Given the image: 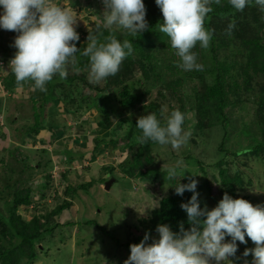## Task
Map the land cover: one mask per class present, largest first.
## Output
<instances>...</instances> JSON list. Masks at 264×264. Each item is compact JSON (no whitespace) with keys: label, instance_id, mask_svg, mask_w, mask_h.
Here are the masks:
<instances>
[{"label":"rangeland","instance_id":"1","mask_svg":"<svg viewBox=\"0 0 264 264\" xmlns=\"http://www.w3.org/2000/svg\"><path fill=\"white\" fill-rule=\"evenodd\" d=\"M56 2L65 6L67 3L69 7H72V4H74L73 8L79 6L80 10L77 12L79 18L88 17V26L91 25V21L93 20L91 14H95L96 9L104 8L103 4L98 3V0H56ZM87 4H90L92 8H87ZM91 10H93V13ZM156 12L161 11L158 8ZM2 13L3 9L0 8V14ZM230 18L243 30L242 34L237 31L236 36L238 37L236 39L238 41L234 43V50L238 49L241 45L244 47L243 43H241L243 35L252 37V34H255V31L253 33L255 29H260L256 31V34L264 37V27L259 28L262 22H264V9L255 5L254 2L240 12L232 8L226 14L213 17L209 15L206 18V22H208L210 30H213L214 36H223L228 29V25L231 23ZM79 31L77 30V32ZM16 35L15 32L0 28V45L11 44L13 46ZM160 36L167 35L162 33ZM199 50V45L193 49L197 55H199ZM223 54L221 53V55ZM163 57L168 58L164 55ZM197 62L200 63L198 60ZM1 63L3 64L0 66V69H2L0 70V77L10 67L8 57L3 53H0ZM134 70V77L139 78V70ZM165 73L168 72L165 71ZM213 78V72L196 74V76L188 75L182 78L180 96L192 99L188 104H184V112L178 109L179 104H176L175 99L169 100L168 103L166 101L162 103L157 98V88L151 92L150 99L155 100L159 105L161 119L167 120L172 111L178 109L185 115L183 129L191 132L188 142L178 150H174L171 145L162 146L154 144L150 147L149 153L154 165L162 172V182L159 186V192L162 196L167 193L168 188L174 180L166 178L167 170L169 167H177V171L180 173L177 177H182L187 183L189 176H195L193 179L198 181L196 191L199 193V197L204 200L207 207L211 209L212 202L208 199L203 172L207 173L214 187V194L219 195V192L224 188L220 182L221 171L223 175L230 178V185L233 186L235 194H237L236 199H244L253 206H264V147L256 152H246L238 156L230 154L237 149L256 145L257 142L264 138V124H262L264 122V110H259V100L263 98L261 76L258 72L249 70L248 74L245 75V82H249L248 85L250 87L247 88L243 82H240L243 88L240 87L238 91H231L229 94L225 110H229L230 120L234 122V125L229 129L230 138L223 149L220 148L222 135L220 124L215 123L212 127L199 130L196 126V114L192 108L194 104L193 97L191 96L192 89L197 90L209 85L213 81ZM167 79L169 80V77ZM192 83L197 84L195 85L196 87L189 88ZM0 89V122L1 117L3 119L7 115L5 108H9L7 110L8 114L13 112L18 115L19 112L21 113L18 116L17 122L13 123L12 127L9 126L10 129H17L19 127L26 130L23 127L28 125L26 120L31 116V101L29 100L28 103L15 101L12 104V97H16L14 96L15 94L13 95L12 93L10 97H7V90L2 84ZM29 89L32 90L31 87ZM3 92L6 94V98L3 96ZM107 93L105 92L100 95L102 96L101 101L96 96L88 94L87 96L92 99L91 108L90 110L82 111L78 116L73 113V106L69 109L72 114H67L52 105L46 110L48 116H51L52 120L50 121H52L54 126H59L58 129L62 130L64 125H66V129L64 127L65 133L70 136L75 134L77 145H80L81 141L87 142V136L90 137L88 142L94 146L96 140L102 139L103 142L96 144L98 148H94L96 153L97 151L106 153L102 157V162H92L91 165L87 164L85 166L84 162H82L84 159L81 153L82 148L67 156L64 163L58 157L52 158L55 154L49 155L47 152L46 154L30 157L31 165L36 162L41 163L42 169L39 168V170L33 171L35 167L32 166V169H27L26 171L22 168L23 164L21 162L19 164L21 167L18 166L19 172L17 174H9L5 179L7 185L1 189L5 195L13 192L19 180H23L26 176L30 177L34 174L35 176L40 173L44 174L42 186L46 188L48 186L46 178L53 168H57L55 171L62 178L64 177L63 174L66 176L67 168L71 165L72 160L79 161L78 166L74 168V175L71 173L67 174L70 177L69 181L71 184L77 187L76 195L69 197L72 205L56 217L47 219L41 217L42 219H38L36 229L41 230L46 223L52 226L53 229L49 234L47 233L34 243L35 261L32 260L29 264L33 261L34 264H124V261L130 255V247L124 248L122 246L120 249L119 244H138L144 238L143 232L148 227V223L146 222L151 215V210L157 206L159 197L150 184L141 182L136 178H127L121 175L118 163L137 148V144L134 143L130 146L129 151L121 149L125 143L129 144V142H133L138 138L135 132L137 127L134 121L144 115L153 114V112L152 109L148 110L145 108H135L130 110V112L119 110L116 104L111 101L112 95ZM59 95L65 96L64 91H59ZM20 100H22V96H20ZM32 102L34 103L35 101L32 100ZM170 107H172L171 110ZM35 113L39 120V110L36 109ZM87 117L89 121L84 120ZM69 118L72 120H68ZM99 120L106 121L104 127L97 124ZM5 122L7 123L6 118ZM26 131L28 132V129ZM111 139L114 140L113 143ZM22 155L26 159L27 155ZM93 157V155L89 156L90 159H93ZM56 161H60V163H56ZM177 161H183V163L177 166ZM31 165L28 166L31 167ZM49 167L50 170L48 171ZM22 170H25L27 173L24 171L21 174ZM111 178H113V181L109 184V188L107 190L103 187L101 188L100 185L103 184L104 186ZM84 179H90L91 185L86 186L84 184L80 188L79 183H82ZM30 182L35 183V178ZM23 183L22 185H24ZM33 215L35 214H32L31 211L29 214H25L24 211L22 221L28 222ZM0 228H3L1 221ZM149 237L150 239L147 243H151L153 239H158L156 230L149 233ZM101 242L103 243L101 244ZM225 242L227 241L225 240ZM2 243L4 242L0 241V246H2ZM237 245L239 244L237 243ZM39 246L40 248L42 247L41 250ZM242 247L251 248L249 243L241 245L239 250L243 251V253L246 248L243 249ZM24 253H26V250H24ZM236 257L240 259L238 264L252 263L248 262L243 254ZM10 258L9 264H25L24 261H26V257L23 255L18 257L17 263L15 261L16 255H11ZM229 259L233 263L235 262L234 258Z\"/></svg>","mask_w":264,"mask_h":264},{"label":"clouds","instance_id":"2","mask_svg":"<svg viewBox=\"0 0 264 264\" xmlns=\"http://www.w3.org/2000/svg\"><path fill=\"white\" fill-rule=\"evenodd\" d=\"M253 2L264 9V0H228L237 12ZM98 3L103 4L104 8L99 10H104L102 23L109 34L101 40L95 32L89 31L82 52L89 59L90 82L97 84L115 76L122 62L133 52V44L127 39L121 42L115 32L122 30L137 36L148 29L143 0H98ZM155 4L163 18L159 31L169 37L171 49L179 58L176 66L183 71L203 70L193 49L197 45L201 49L209 48L213 30L206 29L205 21L213 11L212 5H221V0H155ZM0 8L3 9L0 28L18 34L13 44L16 52L11 60L8 59L10 67L0 77V86L2 84L5 88L3 80L9 76V69L14 75L17 86L6 88L7 97L12 93L14 95L15 89L23 87L28 81L33 82L32 87H28L46 92V85L54 76L65 79L68 65L75 66L77 63L76 54L80 49L76 47V42L82 35L75 30L80 19L73 7L58 4L56 0H0ZM234 27V23L228 25L229 35ZM74 70L79 71V68L74 67ZM3 96L6 98L4 92ZM66 112L72 114L69 110ZM73 113L81 114L76 109ZM184 120L185 115L178 109L172 111L164 126L155 114L144 115L136 122V127L142 133L138 140L141 144L151 141L162 146L171 145L178 150L191 136V132L182 127ZM182 163L177 161V166ZM178 175L177 167H169L166 178L172 180ZM48 176V186L42 192H36L39 194L37 199L29 195L38 210L31 211L32 214H44L41 208L58 205L63 199L72 203L69 199L72 195L64 192L66 183L63 178L56 171H50ZM193 177L187 178V184L178 183L175 187L177 195L182 196L185 191L192 193L188 202L180 205L186 213L188 229L185 230L183 222L178 232L172 231L168 225H158V239L147 243L150 237L145 233L140 243L129 246L130 255L124 264H232L229 258H235L238 250L236 242L246 244V237L254 247L246 248L243 256L251 255L252 264H264V206H253L244 199H233L225 193L218 204L209 210L207 205L201 206L196 191L198 181ZM50 187H53V197L47 202L44 195ZM226 237H230V242H225Z\"/></svg>","mask_w":264,"mask_h":264},{"label":"trees","instance_id":"3","mask_svg":"<svg viewBox=\"0 0 264 264\" xmlns=\"http://www.w3.org/2000/svg\"><path fill=\"white\" fill-rule=\"evenodd\" d=\"M143 3L146 8L145 19L148 24V29L137 36H131L126 31L122 30L115 32L118 40L123 42V40L127 39L133 44V52L130 56L125 58L120 66L119 72L115 76L109 77L98 84L90 82L89 59L83 56L82 52L86 47L89 31L95 32L100 36L101 40L109 33L108 30L103 27L102 23L104 10L100 11L96 9L95 14L93 10H91L93 13L91 17L95 16L96 19L92 20L93 22L91 21L90 26L85 24L87 27L81 31L82 35L79 36V41L76 42V47L80 49V52L76 54L77 63L75 66L72 64L68 65L67 77L65 79H60L58 75L54 76L53 80L46 85V92H40L32 88L29 100L32 103L33 120L31 118L28 125L23 127L28 129V132L26 131L25 134L34 136L41 128L46 126L50 128L56 127L52 124V121H50L52 120L51 116H48L46 112L50 105L61 107L63 112L64 110L68 111L70 107L73 106L74 109L77 110V113H81L91 108L92 99L87 96L88 94L96 96L97 99L101 101L102 96L100 95L105 92L112 95L111 101L116 104L119 110L130 112V110L135 108L152 109L153 114L156 115L161 125L164 126L167 120L161 119L159 105L155 100L150 99L152 90L157 88V98L162 103H165V101L168 103L169 100L175 99L176 104H179L178 109L184 112V104H188L192 99L190 97L187 99V97L180 96L182 78L188 75L196 76V74L201 73L213 72L214 78L209 85L203 86L197 90L192 89L191 96L194 102L192 108L196 114V126L199 130H203L212 127L215 123H219L222 129L221 149H223L228 142L230 138L229 129L234 125V122L230 120L229 110H225V106L228 104L229 94L231 91H238V89L242 87L240 82H243L247 88L250 87V85H248L249 82H245V75L248 74L249 70H254V72H258L261 76V92L263 98L259 100V110H264V37L256 34V31L260 29L253 30V33L255 31L256 35L252 34V37L243 35L241 43H243L244 47L241 45L238 49L234 50V43L238 41L236 39L238 37L236 36L237 31L242 34L243 30L230 18L231 23L235 24L231 34L229 35L226 31L223 36L213 35L209 48H200L197 60L203 65V70L183 71L176 66L179 62V58H176L174 51L171 49L169 37L160 36L162 33L159 31V27L162 24L163 18L161 12H156L158 7H156L155 0H143ZM86 7L90 8L91 5L87 4ZM212 7L213 11L209 13L212 17L226 14L228 11L230 12L232 10L228 1L224 0H221V5L218 6L213 4ZM205 27L206 29H210L206 21ZM263 27L264 22H262L259 28ZM16 34L17 33H15V35ZM15 52L16 49L11 44L0 45V53L6 55L9 60L13 58ZM221 53L224 54L221 55ZM163 55L168 58L163 57ZM74 67L79 68V71H75ZM134 69L139 70V78L134 77ZM165 71L168 73H165ZM168 77L169 80L167 79ZM3 82L7 89H12L14 86H17L11 69H9V76L7 79H4ZM32 83V81H28L25 82L23 86L26 88L28 87L27 85L32 87ZM195 85L197 84L192 83L189 88L196 87ZM59 91H64L65 96L59 95ZM32 100L35 102L33 103ZM36 109L39 110L40 121L36 116ZM171 109L172 107H170V110ZM137 120L134 122L136 123ZM97 124L104 127L106 121L99 120ZM262 124H264V122ZM135 130L136 135L139 137L142 134L141 130L138 128ZM111 141L112 143L114 142L112 139ZM101 142H103L102 139L96 140V144H100ZM134 143L137 144L135 151L130 152L127 157L123 158L118 163L120 173L127 178H136L141 182L150 184L159 197L157 206L151 210V215L146 222L148 223V227L144 230L143 234L145 235V233L149 234L155 231L158 225H168L172 231L178 232L181 222H183L185 230H187L189 227L187 224V216L180 205L182 203H187L192 193L185 191L182 196L175 193V187L178 183L187 184V182L182 177H176L168 188L167 193L162 196L159 192V186L162 182V172L155 167L149 153L150 147L156 143L149 141L141 144L138 138H136L135 141L129 142V144L125 143L121 149L129 151L130 146ZM262 147H264V138L257 142L256 145L237 149L230 154L238 156L246 152H256L262 149ZM23 160V158H20L13 163H23ZM22 166L23 168H28L27 164H23ZM4 168H8V166L4 164ZM203 175L205 177L208 199L212 202V208L218 204L225 193L233 199H236L237 194H235L233 186L230 185V178L228 176L223 175L220 171V182L224 188L219 192V195H215L214 187L207 173L203 172ZM84 184L80 186H84ZM32 186L33 185H30V190L29 187L22 188L17 191L14 190L11 194L6 195L0 188V221L3 225V228H0V241L4 242L2 246H0V264H9L11 255H16L15 261L19 256H25V264H29L34 260V243L47 233L49 234L53 229L48 223H46L41 230L36 229L38 219L53 218L71 205L70 201L63 199L58 205H53L49 208H41L44 214L33 215L28 222H24L22 221L24 211L21 208H30V211L37 210L34 207L35 203H32L29 198ZM70 193V188H66L65 194L70 195ZM198 199L202 207L206 205L201 197H198ZM30 225L32 226L30 227ZM225 240L229 242V237H226ZM246 240L250 247L253 248L254 244L248 240L247 237ZM102 243L103 242H101V244ZM236 243L239 245H237L238 250L234 258L235 262H232V264H238L240 259L236 256L243 254V251L241 252L239 248L244 244H240L238 241ZM119 245L120 249L122 246L127 248L130 246V243ZM242 248L245 249L246 247ZM24 250H26V253H24ZM244 258L247 259L248 262L252 261L251 255Z\"/></svg>","mask_w":264,"mask_h":264},{"label":"crops","instance_id":"4","mask_svg":"<svg viewBox=\"0 0 264 264\" xmlns=\"http://www.w3.org/2000/svg\"><path fill=\"white\" fill-rule=\"evenodd\" d=\"M66 6H69L66 3ZM73 7V6H72ZM76 12H78L79 8L74 7L73 8ZM84 17H80L77 21V25L75 26V30H80L78 32V34L81 33L82 30H84L87 25H88V21L89 18H84ZM85 20L87 21L85 23ZM85 24H87L85 26ZM83 26V27H82ZM29 87H17L15 89V95L16 97H12V104L15 101H20V102H25L28 103L29 101V97L32 93V90H28ZM20 96H22V100H20ZM28 107V106H27ZM59 109H61V107H57ZM6 110V117H1V122H0V188H4L7 185V182L5 181L6 177L9 174H17L19 172V167L20 165L15 164L13 162H15V160H19L20 158H23V162L22 164H28L31 165V160L30 157L31 156H37V155H41V154H46L48 152L49 155L55 154L54 156H52V158H57L62 160V163H64L67 159V156L71 155L72 153H75L76 151H78L79 149H81V153H82V157L85 158L84 164L85 166L91 165V163H97V162H102L103 159L102 157L105 156L106 153H100L99 151H95V148H98L97 145L95 144V146L93 144H90V142H88V140L90 139V137L87 136L85 141H81L80 145L76 143V138H75V134L73 136L67 135L65 133V129H66V125H64L63 129L60 130L58 129L59 126L54 127V128H50V127H44L41 128L40 130L37 131V133L33 136L30 134H25V131L27 130H23L20 129L19 127L17 129H10L9 126L12 127L13 123H16L18 120V116L19 114L21 115V113L19 112L18 115L14 114L13 112L11 113H7V110L9 108H5ZM30 110H31V116L26 120V122L29 123V120L32 117V103L30 106ZM62 110V109H61ZM63 111V110H62ZM65 113H67L65 111ZM70 114V113H67ZM77 115V114H76ZM78 116V115H77ZM5 118L7 119V123L5 122ZM88 119V120H86ZM68 120H72L71 118H69ZM67 120V121H68ZM85 121H89V118H85ZM27 123V124H28ZM88 123V122H87ZM8 128V129H7ZM78 142V140H77ZM89 143V144H88ZM93 148V150H92ZM28 152H30V154H28ZM42 152V153H41ZM94 152V153H93ZM22 154H26L27 157L25 159V157H23ZM93 155V159H90L89 156ZM29 157V158H28ZM77 162L78 160H72L71 165L69 166V168H67V174L71 173L72 175H74V168L77 167ZM54 163V162H53ZM56 163H60V161H56ZM4 164H6L8 166V168H4ZM11 164V167H10ZM39 165V166H38ZM31 166H34L36 169H34L33 171H37L39 170V168L42 169V165L41 163L38 164V162H36L35 164H32ZM38 167V168H37ZM25 170L27 169H32L31 167L28 166V168H24ZM25 170H22V172H24ZM48 171L50 170V167L47 169ZM42 172V171H41ZM52 173H55V168H53ZM50 174V172H49ZM66 174V176L63 174L64 177L63 181L66 183V188H70L71 193L70 195L75 196L76 195V188L75 185L71 184L70 177ZM43 174H39V175H32V176H26L23 180H19L16 183V187L13 189V191H17L19 189L22 188H28L30 190V185H32V182H30L32 179L35 178V183L31 189V191H35V192H42L44 189V186H42V176ZM30 178V179H29ZM49 176L46 178L48 179ZM34 181V180H33ZM90 179H84L82 181V183H79V187L82 188V184H86L87 185H91L90 183ZM3 182V184H2ZM24 182V183H23ZM22 183L24 185H22ZM101 188L103 187V184L100 185ZM65 192V190H64ZM16 193V192H15ZM1 201V200H0ZM72 205V203H71ZM70 205V206H71ZM1 208V206H0ZM23 211H25V214H29L30 209H26V208H21ZM40 248V246H39ZM42 249V247L40 248V250ZM251 259L253 261V258L251 256ZM35 261V259H34ZM34 261L32 262L34 264ZM251 261V262H252ZM31 263V264H32ZM252 264V263H250Z\"/></svg>","mask_w":264,"mask_h":264},{"label":"built area","instance_id":"5","mask_svg":"<svg viewBox=\"0 0 264 264\" xmlns=\"http://www.w3.org/2000/svg\"><path fill=\"white\" fill-rule=\"evenodd\" d=\"M3 63H1L0 64V66L2 65ZM0 83H1V80H0ZM32 194V199H37V197H38V193H36V192H32L31 193ZM38 194V195H37ZM53 197V187H50L49 189H48V191L45 193V195H44V198L45 199H47V202H50L51 201V198Z\"/></svg>","mask_w":264,"mask_h":264},{"label":"water","instance_id":"6","mask_svg":"<svg viewBox=\"0 0 264 264\" xmlns=\"http://www.w3.org/2000/svg\"><path fill=\"white\" fill-rule=\"evenodd\" d=\"M113 181V178L110 179V181H107L105 184H104V189H108L109 188V184Z\"/></svg>","mask_w":264,"mask_h":264},{"label":"bare ground","instance_id":"7","mask_svg":"<svg viewBox=\"0 0 264 264\" xmlns=\"http://www.w3.org/2000/svg\"><path fill=\"white\" fill-rule=\"evenodd\" d=\"M5 66H6V65H5ZM1 76H2V75H1ZM23 163H24V162H23ZM19 164H20V163H19ZM38 164H39V163H38ZM28 165H29V164H28ZM38 166H39V165H38ZM20 167H21V166H20ZM22 168H23V166H22ZM31 168H32V166H31ZM37 168H38V167H37ZM23 169H24V168H23ZM35 169H36V168H35ZM26 171H27V170H26ZM26 171H25V172H26ZM30 172H31V171H30ZM22 173H23V172H22ZM22 173H21V174H22ZM26 173H27V172H26ZM26 173H25V174H26ZM23 175H24V174H23ZM21 176H22V175H21ZM29 179H30V178H29ZM11 182H13V181H11ZM0 199H1V198H0ZM32 264H33V263H32Z\"/></svg>","mask_w":264,"mask_h":264}]
</instances>
